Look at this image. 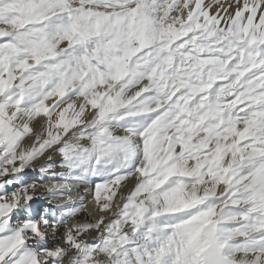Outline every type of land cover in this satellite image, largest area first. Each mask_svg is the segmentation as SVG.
Returning <instances> with one entry per match:
<instances>
[{
  "label": "snow or ice",
  "instance_id": "1",
  "mask_svg": "<svg viewBox=\"0 0 264 264\" xmlns=\"http://www.w3.org/2000/svg\"><path fill=\"white\" fill-rule=\"evenodd\" d=\"M0 264H264V0H0Z\"/></svg>",
  "mask_w": 264,
  "mask_h": 264
},
{
  "label": "rangeland",
  "instance_id": "2",
  "mask_svg": "<svg viewBox=\"0 0 264 264\" xmlns=\"http://www.w3.org/2000/svg\"><path fill=\"white\" fill-rule=\"evenodd\" d=\"M93 235H95V233H93Z\"/></svg>",
  "mask_w": 264,
  "mask_h": 264
},
{
  "label": "bare ground",
  "instance_id": "3",
  "mask_svg": "<svg viewBox=\"0 0 264 264\" xmlns=\"http://www.w3.org/2000/svg\"><path fill=\"white\" fill-rule=\"evenodd\" d=\"M90 199V198H89Z\"/></svg>",
  "mask_w": 264,
  "mask_h": 264
}]
</instances>
